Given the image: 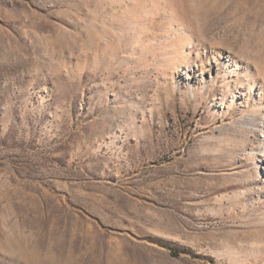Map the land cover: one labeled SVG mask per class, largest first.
<instances>
[{
  "label": "rangeland",
  "instance_id": "obj_1",
  "mask_svg": "<svg viewBox=\"0 0 264 264\" xmlns=\"http://www.w3.org/2000/svg\"><path fill=\"white\" fill-rule=\"evenodd\" d=\"M0 264H264V0H0Z\"/></svg>",
  "mask_w": 264,
  "mask_h": 264
}]
</instances>
